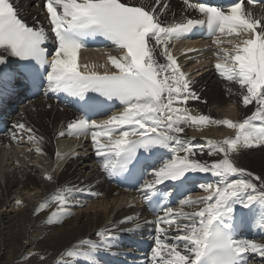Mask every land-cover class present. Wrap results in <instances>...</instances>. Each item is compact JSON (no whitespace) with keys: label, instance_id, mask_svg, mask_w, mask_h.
Wrapping results in <instances>:
<instances>
[{"label":"snow or ice","instance_id":"1","mask_svg":"<svg viewBox=\"0 0 264 264\" xmlns=\"http://www.w3.org/2000/svg\"><path fill=\"white\" fill-rule=\"evenodd\" d=\"M183 4L180 18L172 12L169 20L168 0H42L44 20L33 17L30 25L16 0H0V95L19 78L37 90L44 84L46 96L62 93L80 102L81 115L57 137L90 136L101 171L128 184L154 214V221H145L154 224V243L143 264H257L256 257L264 264V242L241 235L247 229L264 237V175L236 162L242 151L264 148V0ZM196 31L211 44L184 49L182 55L193 59L188 54L195 53L199 63L204 51L211 52L216 73L226 82V98H238L227 107L254 105L250 115L214 118L189 106V101L206 100L195 90L191 73L183 71L173 46ZM98 37L119 56L105 52L103 63H81L82 50ZM12 58L18 64L9 72ZM116 102L122 110L100 121L91 118ZM211 127L233 135L202 137V144L187 135L188 129ZM9 139L17 144L26 139L33 145L27 151L45 155V137L25 122L12 125ZM205 154L211 159H202ZM55 155L63 159L59 151ZM198 173L215 180L199 183L207 195L194 198L190 193ZM43 179L53 181L52 172ZM84 193L103 195L91 186L61 185L38 203L33 215L55 204L46 222L62 224L72 207H83L79 196ZM177 195L183 198L173 201ZM14 205L25 206L20 198ZM136 221L138 217L127 216L99 229L97 239L72 244L55 264H102V254H119L112 249L118 247L120 232L141 227ZM129 223L132 228L119 227ZM37 255L44 261L36 252L23 258Z\"/></svg>","mask_w":264,"mask_h":264},{"label":"bare ground","instance_id":"2","mask_svg":"<svg viewBox=\"0 0 264 264\" xmlns=\"http://www.w3.org/2000/svg\"><path fill=\"white\" fill-rule=\"evenodd\" d=\"M16 3L23 15L25 13L28 15L36 14L31 8L30 1L16 0ZM168 4L171 11L166 18L170 20L172 12H175L176 18L179 19L180 12L184 9L183 6L181 4ZM205 46L201 47L193 43L188 48H205ZM111 54L119 56L112 51ZM99 55L93 56L91 62L103 63L106 57L102 52ZM209 55L210 58L205 59L201 54L199 63L195 58L187 64L188 71L196 70L191 75V78L195 80L194 88L200 93L202 99L206 100V103L189 101V106L214 118L229 116L236 120L250 115L254 110V105L244 108L237 103L235 109L227 107L238 98H226V82L213 69L215 59L211 52ZM210 62L212 63L208 64ZM101 71L103 70L101 69ZM232 87L238 86L232 85ZM49 105L51 104L39 101L31 106L27 105L21 113L15 116L17 121H14V123L25 122L32 128H39L40 135L45 137L43 148L47 156L44 159H39L34 150L27 151L32 149L33 145L28 143L26 139H21L17 144L11 142L8 136L7 138H0V264H55L60 252L72 244L84 238L95 240L92 232L97 229L110 226L127 216L138 217L136 222L139 224L143 218L137 205L133 206L127 203L128 197L119 194L109 185L96 156L94 158L78 156L69 160L66 165L64 162L67 157H64L59 163H57V159L51 158V140L59 130L64 128L65 122L69 120L71 115L65 108L57 109L52 105L49 107ZM200 131L202 132H197L196 129L187 130L188 136L196 138L193 143L202 144L204 142L202 137L220 139L224 135H233L231 130L223 127L205 128ZM21 153L24 155L22 156ZM202 159L211 158L205 154ZM17 160L19 161V168L16 165ZM236 162L239 166L257 175H264V148L244 150ZM37 165L39 166L37 167ZM62 167L63 169L60 171ZM53 168L54 171H52ZM45 172H52L53 181L49 182L43 179ZM206 175L211 176L210 174ZM214 180L215 178L212 177L211 181ZM65 184L91 186L94 191L101 192L103 195L91 197L86 193L81 194L79 199L83 207H72V215L59 225L46 222L49 214L56 210L55 204L39 214L33 215L36 206L43 198L52 193L58 186ZM201 194L202 196L207 195L206 193ZM17 198L24 201V207L19 209L15 207L14 201ZM185 210L190 211V209ZM126 226L133 227V224L119 225L120 228ZM125 235L128 237V235H132V232ZM241 235L256 239L258 242H264V237H261L254 230L246 229ZM123 245L124 239L119 236L118 247L112 250L120 249ZM126 247L124 246L123 250H127ZM29 252L44 255L47 261H40L39 255L24 259L23 257L27 256ZM255 259L257 264H260L261 258L256 257Z\"/></svg>","mask_w":264,"mask_h":264},{"label":"rangeland","instance_id":"3","mask_svg":"<svg viewBox=\"0 0 264 264\" xmlns=\"http://www.w3.org/2000/svg\"><path fill=\"white\" fill-rule=\"evenodd\" d=\"M28 258L30 259V258H32V256H30V257H28ZM44 261L46 262L47 260H46V259H44ZM44 261H43V262H44Z\"/></svg>","mask_w":264,"mask_h":264}]
</instances>
